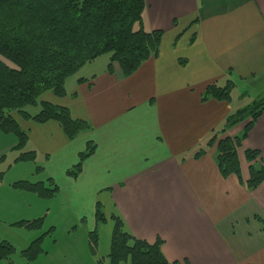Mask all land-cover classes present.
<instances>
[{
    "label": "crops",
    "instance_id": "0c3cea01",
    "mask_svg": "<svg viewBox=\"0 0 264 264\" xmlns=\"http://www.w3.org/2000/svg\"><path fill=\"white\" fill-rule=\"evenodd\" d=\"M145 5L143 29L164 33L158 55L129 77L116 63L109 72V58L98 70L77 76L96 59L66 79L63 97L43 94L41 102L66 108L90 129L69 140L54 121L16 119L27 140L18 151L17 139L0 132L3 162L7 152L13 160L0 172V191L10 175L8 192L17 199L25 194L11 187L28 180L29 168L16 159L34 152L35 160L27 163L51 180L88 236L96 231L98 256L109 253L115 215L135 238L149 244L159 239L168 264H264L257 220H264V182L246 189L250 164L244 158V150H252L264 159V110L237 149L241 182L220 175L216 143L205 147L230 114L264 100V0H145ZM227 81L233 85L229 102L202 100L209 85L223 87ZM246 94V100L240 98ZM250 120L217 140L240 137ZM88 143L93 153L76 177L69 176ZM201 149L204 155L194 159ZM260 159L253 164L264 167ZM30 203L0 194V222L14 226L47 215ZM96 205L107 211L105 225L96 223ZM42 228L28 236L24 248L47 232Z\"/></svg>",
    "mask_w": 264,
    "mask_h": 264
},
{
    "label": "trees",
    "instance_id": "16d2710c",
    "mask_svg": "<svg viewBox=\"0 0 264 264\" xmlns=\"http://www.w3.org/2000/svg\"><path fill=\"white\" fill-rule=\"evenodd\" d=\"M145 6V0H0V132L17 139L16 150L21 151L27 140L16 116L39 124L54 121L69 140L90 129L86 122L73 120L66 108L40 101V97L48 92L63 97L66 79L83 66L108 55V71L111 72V65L116 63L122 75L129 77L142 63L158 55L164 33L143 29ZM232 86L230 81L223 87L211 84L202 100L212 98L229 102ZM28 107H39V111L31 114L27 111ZM263 110L264 100H261L234 111L226 118L218 134H224L227 129L250 118L244 133L233 139L223 137L219 140L218 134H215L208 140L206 148L216 143L215 160L223 178L234 175L241 182L237 149ZM92 153L93 146L88 143L86 151L79 155L74 170L67 174L76 177L82 162ZM204 153L205 149L199 150L194 159ZM244 158L250 164L245 186L252 191L264 182V167L253 164L260 159L257 151L244 150ZM34 160V152H22L16 162ZM260 161L264 164V159ZM48 182L51 188L41 182L29 181H17L11 187L50 199L57 188L51 180ZM95 220L98 224L105 222L99 205H96ZM111 220L113 229L106 257L108 264H168L159 239L149 244L130 234L120 217L112 215ZM257 220L264 234V220ZM43 221V218L20 221L14 226L39 231ZM45 234L47 232L21 251L26 264L33 263L44 253L42 243ZM88 244L91 253L96 255V231L89 234ZM14 252L12 245L0 241V260L9 261Z\"/></svg>",
    "mask_w": 264,
    "mask_h": 264
},
{
    "label": "rangeland",
    "instance_id": "374dc122",
    "mask_svg": "<svg viewBox=\"0 0 264 264\" xmlns=\"http://www.w3.org/2000/svg\"><path fill=\"white\" fill-rule=\"evenodd\" d=\"M108 58V55L98 57L95 63L86 65L81 71H79L77 76H87L92 73V71L98 70L100 67L104 66L105 62L107 63ZM0 59L2 60V58ZM3 61L6 62L5 60ZM248 96L249 94H246L242 95L240 98H244V100H246ZM255 102L256 101H253L252 103ZM27 111L31 114H35L39 111V107H28ZM16 119H18V116H16ZM11 154V152L6 153L7 159L4 162V157L0 155V164L3 162V165L6 166L4 170H0V172L5 171L7 166L12 165L13 160L11 158ZM15 155H17V153ZM23 163H25V166L29 168L28 172L25 174V177L28 179L27 181L37 182L39 179H42L41 181H43L46 186L48 185L46 177L34 170L32 163ZM10 179V175L5 178L1 185L0 194H3L5 198H10L12 201L19 200L20 198L23 199V202L30 200V205L33 210L37 209L39 212L44 211V214H47L42 217L44 219L42 230H47V234L43 236L42 243V249L45 253L40 255V259L37 264H108V259L106 257L101 255L98 256L97 253L96 255L91 253L88 244V232L85 229V224L75 222L70 213L69 207L66 206L61 197L56 194L53 198L44 199L33 193L28 194L29 192L13 190L14 192L20 191L25 193L18 199L14 198L13 194H17L9 193L6 188L10 181H13ZM101 196L100 199L102 198ZM23 208L24 207H22L21 210H23ZM112 208L113 207H111V209ZM102 211L104 213L107 212L105 208ZM100 224L101 225L99 226L105 225L106 221ZM49 230L50 232H48ZM31 234L35 236L37 231H28L17 226H11L5 221L0 222V241L9 243L15 249V252L11 256L10 260H0V264H26L20 253L28 247L24 248V245H26V240Z\"/></svg>",
    "mask_w": 264,
    "mask_h": 264
}]
</instances>
